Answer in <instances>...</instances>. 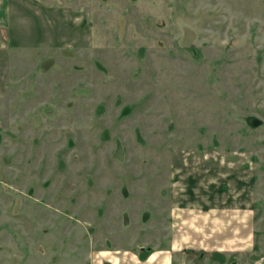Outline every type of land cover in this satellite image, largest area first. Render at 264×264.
I'll list each match as a JSON object with an SVG mask.
<instances>
[{
    "label": "rangeland",
    "instance_id": "374dc122",
    "mask_svg": "<svg viewBox=\"0 0 264 264\" xmlns=\"http://www.w3.org/2000/svg\"><path fill=\"white\" fill-rule=\"evenodd\" d=\"M201 193L264 255V0H0V264L142 257Z\"/></svg>",
    "mask_w": 264,
    "mask_h": 264
},
{
    "label": "crops",
    "instance_id": "0c3cea01",
    "mask_svg": "<svg viewBox=\"0 0 264 264\" xmlns=\"http://www.w3.org/2000/svg\"><path fill=\"white\" fill-rule=\"evenodd\" d=\"M217 195L212 193L207 199L201 193L195 200L174 199L169 207L168 233L162 247L142 257L105 255V261L111 264H264V255H257L255 249V212L250 202H217L214 198Z\"/></svg>",
    "mask_w": 264,
    "mask_h": 264
}]
</instances>
